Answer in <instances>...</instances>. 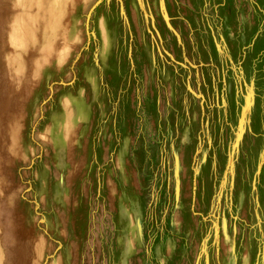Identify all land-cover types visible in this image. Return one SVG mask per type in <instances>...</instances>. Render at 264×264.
<instances>
[{
	"label": "rangeland",
	"instance_id": "rangeland-1",
	"mask_svg": "<svg viewBox=\"0 0 264 264\" xmlns=\"http://www.w3.org/2000/svg\"><path fill=\"white\" fill-rule=\"evenodd\" d=\"M0 264H264V0H0Z\"/></svg>",
	"mask_w": 264,
	"mask_h": 264
}]
</instances>
